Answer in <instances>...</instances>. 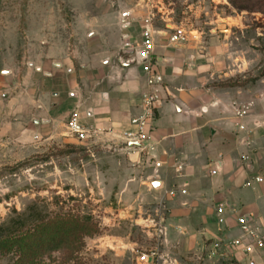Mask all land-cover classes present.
<instances>
[{
	"label": "rangeland",
	"instance_id": "1",
	"mask_svg": "<svg viewBox=\"0 0 264 264\" xmlns=\"http://www.w3.org/2000/svg\"><path fill=\"white\" fill-rule=\"evenodd\" d=\"M150 15L157 28L171 19L196 35V53L218 61L204 74L210 85L261 96L264 12L239 11L230 0H0V225L34 206L45 216H88L92 231L74 264H136L137 253L157 242L162 252H177L166 239L165 208L121 210L113 179L92 163V152L106 149L67 140L65 123L58 136L46 137L35 122L42 97L64 90L70 69L78 73L127 43L135 46L128 22L141 25ZM9 261L0 255V264Z\"/></svg>",
	"mask_w": 264,
	"mask_h": 264
},
{
	"label": "crops",
	"instance_id": "2",
	"mask_svg": "<svg viewBox=\"0 0 264 264\" xmlns=\"http://www.w3.org/2000/svg\"><path fill=\"white\" fill-rule=\"evenodd\" d=\"M135 19L128 22L133 48L142 31ZM154 42L163 82L148 155L129 152L121 133L133 128L129 121L141 115L142 96L154 84L142 63L125 65L123 59L131 56H122V48L78 73L70 69V78L63 79L66 88L42 97L41 133L58 136L73 111L82 123L97 128L92 140L70 135L67 140L89 150L106 149L92 152L93 167L113 179L112 193L124 213L165 208L166 239L177 249L172 253L180 264H264V248L248 254L242 246H230L228 257L206 254L211 239L241 236L236 216L247 214L264 224V182L253 180L264 173V91L256 96L252 89L212 86L204 74L217 60L197 54L200 49L190 40L170 44L156 36ZM238 107L248 113L238 118ZM220 202L229 208L224 230L217 220Z\"/></svg>",
	"mask_w": 264,
	"mask_h": 264
},
{
	"label": "built area",
	"instance_id": "3",
	"mask_svg": "<svg viewBox=\"0 0 264 264\" xmlns=\"http://www.w3.org/2000/svg\"><path fill=\"white\" fill-rule=\"evenodd\" d=\"M156 36L164 37L170 44H181L190 39H196V35L186 31L184 26L178 25L173 21H166L163 28L156 30L153 25L152 16H147L143 20L141 31V44H137L136 48L127 43L123 50H135V58L137 62L144 65L145 70L151 77V83L154 84L148 92L144 93L141 99L142 113L139 116L130 119L129 123L133 128L123 130L121 135L123 143L131 153L139 155H148L150 150V142L152 132L155 129V121L157 117L158 102L160 101V86L163 82V76L157 72V62L154 57V38ZM125 55L124 53H120ZM248 113L247 108H236L238 118ZM66 129L70 136L75 137L79 141H89L96 138L98 130L95 127L84 124L80 121L76 111H73L67 121ZM256 183L264 182V173H260L253 178ZM249 184V183H248ZM185 192V191H182ZM264 194V189L262 190ZM217 220L220 229L227 227L226 218L228 206L225 202H220L216 207ZM236 225L241 236L239 238L228 239L223 236L220 239H211L208 242L206 254L208 258L228 257L230 246H242L246 253H251L255 248H264V224L254 223L247 214L236 216ZM160 232L162 230L160 229ZM247 240L245 244L243 241ZM158 243V242H157ZM145 248L137 253L136 264H180L178 258L174 255L162 252L158 244Z\"/></svg>",
	"mask_w": 264,
	"mask_h": 264
},
{
	"label": "trees",
	"instance_id": "4",
	"mask_svg": "<svg viewBox=\"0 0 264 264\" xmlns=\"http://www.w3.org/2000/svg\"><path fill=\"white\" fill-rule=\"evenodd\" d=\"M230 3L239 11L264 12V0ZM91 231L88 216L69 211L45 216L36 206L30 207L0 225V255L8 256V264H45V257L51 259L49 264H74L78 247ZM55 252L61 256L53 257Z\"/></svg>",
	"mask_w": 264,
	"mask_h": 264
},
{
	"label": "water",
	"instance_id": "5",
	"mask_svg": "<svg viewBox=\"0 0 264 264\" xmlns=\"http://www.w3.org/2000/svg\"><path fill=\"white\" fill-rule=\"evenodd\" d=\"M125 24H127V23H125ZM121 53H124L126 55L131 56V58H129V59H123L126 62L125 65H132L135 62H137L136 61V58L134 56L135 55V50L134 49H130L129 51L122 50ZM54 65L60 67V66H62V63H60V62H54ZM36 69L40 70L41 68L39 66H36ZM43 73L46 74V75H51V72L50 71H43ZM35 122L38 123L39 122L38 119H35ZM153 185H154V187H158L159 183L158 182H155V184H153Z\"/></svg>",
	"mask_w": 264,
	"mask_h": 264
},
{
	"label": "flooded vegetation",
	"instance_id": "6",
	"mask_svg": "<svg viewBox=\"0 0 264 264\" xmlns=\"http://www.w3.org/2000/svg\"><path fill=\"white\" fill-rule=\"evenodd\" d=\"M125 57H127V56H125Z\"/></svg>",
	"mask_w": 264,
	"mask_h": 264
}]
</instances>
